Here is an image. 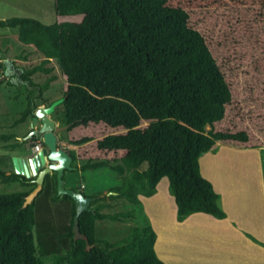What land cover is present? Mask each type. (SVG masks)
<instances>
[{"label":"trees","instance_id":"16d2710c","mask_svg":"<svg viewBox=\"0 0 264 264\" xmlns=\"http://www.w3.org/2000/svg\"><path fill=\"white\" fill-rule=\"evenodd\" d=\"M170 2L55 0L58 14H82V20L46 24L32 17L0 19V27L18 28L19 40L44 55L43 61L30 69L16 67L23 71L20 77L24 83L39 87L29 93L28 106L17 122L33 115L36 99L58 78L53 74L45 83H36L33 76L38 72L50 75L55 68L46 64L57 61L68 85L65 101L54 117L69 124L68 130L105 123L121 132L99 140L98 148L126 151L121 158L91 157L81 166L71 152L74 171H114L121 184L110 191L138 205L147 220L145 225L134 226L128 236L111 242L102 237L100 222H126L135 217L136 210L103 212L101 201L106 194L83 191L95 198L92 210L80 216L81 232L90 245L85 239L76 241L75 201L58 193L56 172L47 175L43 190L25 208L26 196L37 186L35 177L9 174L0 168V182L24 187L0 193V264H168L156 251L158 234L141 200V196H155L164 178L169 179L179 221L198 212L218 219L227 217L222 195L202 174L200 160L220 144L232 142L222 140L248 141L249 135L208 131V126L215 123L221 128L232 119L231 84L205 33L193 27V15L190 17L185 6ZM4 59H8L6 53L0 56V61ZM144 122L150 123L142 127ZM93 139L83 137L71 143L82 145ZM64 178L68 181L67 175ZM66 186L70 184L66 182ZM36 227L45 234L59 232V242L51 238L50 249L43 254H39Z\"/></svg>","mask_w":264,"mask_h":264},{"label":"rangeland","instance_id":"374dc122","mask_svg":"<svg viewBox=\"0 0 264 264\" xmlns=\"http://www.w3.org/2000/svg\"><path fill=\"white\" fill-rule=\"evenodd\" d=\"M170 3L175 6H185L190 13V17L193 15L192 17L195 18L193 27L198 30L201 29L205 33L208 45L213 50L226 80L234 90L232 91L233 114L230 121L232 127L226 126L222 130L229 132L235 129L238 132L241 128L254 126L255 124L257 126L255 127L257 129L255 133L258 135L260 130H264L262 129V127L264 128V0H171ZM15 16L36 18L46 24L79 22L83 18L82 14L66 16L58 14L55 8V0H0V19ZM0 31V56H4L6 53L8 60L17 59L16 64H18L20 58L23 59L24 56H27L29 62L22 63L23 65L20 68L23 69H30L43 61L44 56L34 46L26 45L19 40L18 28L0 27ZM8 60L0 61V80H2L0 82L1 154L6 153L7 150L13 154L15 148L12 145H17L20 142L14 134L25 135L29 130V121L24 124L18 123L17 120L21 118L27 108L28 95L32 91L30 88H33L21 80L20 76L23 71L12 69L7 62ZM46 66H53L55 69L50 75L43 72L36 73L33 78L34 81L45 83L51 75H56L59 79L51 82L49 88L45 91V96L51 100L63 97L68 85L66 77L62 74L57 61L53 60ZM5 76L6 78L3 80ZM233 85L236 87L237 92ZM37 89L34 88V90ZM29 118L31 119V117ZM29 118L27 120H30ZM149 123L144 122L142 127L148 126ZM207 129L215 132L222 131L216 125L208 126ZM69 131H66L67 134L70 133L77 138L99 137L109 133L110 128L105 123H90ZM9 134L13 135L10 139L3 137ZM254 139L257 144L263 143L262 140L259 141L257 136ZM7 144L10 148L5 147ZM96 148L94 143L92 147L81 149L80 152L83 154L82 156L77 154V163L82 165L91 157L102 158L107 155L109 157L115 155L111 153L107 155L105 153L99 154V150ZM221 149L219 145L214 152L217 153ZM88 150L89 156L85 154ZM233 154L230 153L231 156H234ZM203 164L207 173L210 167L207 157L204 159ZM145 167L146 165L142 166V169ZM254 175L258 177L257 174ZM75 180L80 189L87 194H106L101 201L104 205L103 212L112 214L120 211L136 210L135 217L126 222H116L110 219L100 222L99 231L102 237L115 242L128 236L134 226L147 224L146 216L138 205H134L126 197H119L117 191H110L111 188L121 184V179L117 177L114 171L107 168L89 169L81 174H76ZM82 184H85V187L81 188ZM23 189L24 187L19 183L7 184L0 182V193H10ZM141 200L151 224L157 234L163 238L162 244L158 248L155 247L156 251L168 258V264H185L181 263L179 259H172L170 234L173 232L172 230L177 229L175 222L178 216L177 210H175L177 208L176 200L169 189V179L164 178L160 182L158 193L155 196L151 198L141 196ZM59 202H55L53 205ZM162 205L166 208H163ZM56 232L45 234L40 228L36 227L35 235L39 254H43L50 249L49 240L51 238L59 240V232Z\"/></svg>","mask_w":264,"mask_h":264},{"label":"crops","instance_id":"0c3cea01","mask_svg":"<svg viewBox=\"0 0 264 264\" xmlns=\"http://www.w3.org/2000/svg\"><path fill=\"white\" fill-rule=\"evenodd\" d=\"M16 60L12 61L10 59L7 61L14 70L16 67H21L22 63L29 62L27 61V56H24L23 59L20 58L18 64L15 63ZM10 62H14L15 64ZM26 84L31 85L30 83ZM32 87L30 90L34 88L39 89L36 86ZM45 95L46 93L42 98L36 99L37 107L49 106L48 103L63 98L57 97L51 100ZM246 97L248 96L246 95ZM30 117V120L23 122L24 124H27L28 121L30 122L28 132L25 135L14 134L20 142L17 143L13 154L9 150L4 154L0 153V168L9 174L16 173L13 161L14 157L26 158L32 151H35L34 142L27 140L33 130V115ZM52 117L58 124L63 125L61 121L54 117V114ZM224 119L225 116L221 120ZM231 125L230 121H226L219 130H222L226 126L232 127ZM235 125L237 126V123ZM108 127L110 128L109 133L99 137H92L94 138L92 141L82 145L72 144L71 140L81 138L72 136L70 133L67 134V130L63 131L58 138L59 146L75 154L77 160V154L80 156L83 154L80 152L81 149L92 147L94 143L97 147L96 149L99 150H97L99 154H115L114 157L107 155L100 159L121 158L125 155V150H101L98 148L99 140L109 134L121 132L110 126ZM255 127L257 126L254 124V126L241 128L238 132L235 129L230 130L228 133L246 132L250 138L248 141L222 140L232 142L228 146L219 143L220 149L222 148L220 151L217 153L211 151L201 157L202 174L212 181L216 191L222 195L221 202L224 210L227 212V217L218 219L203 212L192 214L182 222L177 217L175 222L177 229L172 230L173 232L170 234L172 259H179L181 263L185 264H264V130H260L257 135ZM262 129L264 128L262 127ZM222 131L226 132L227 130ZM68 132L70 131L68 130ZM12 136L9 134L5 138L10 139ZM255 136L259 138V141L262 140L261 142L263 143H255ZM39 139L41 138L37 137L33 141H39ZM5 147L10 148L8 144ZM72 153L71 155L73 156ZM230 153H234V156H231ZM85 154L89 156V150ZM206 157L209 159L210 165L207 173L204 170L203 164ZM77 164L81 166V164ZM82 172L84 171L67 173V182L71 187H80L75 180V175ZM254 174H257L258 177ZM83 187H85V184L81 185V188ZM162 207L166 208L163 205ZM175 210H177L178 216V207ZM161 237L158 234L155 244L156 248L163 242V238ZM158 255L168 263L166 256L161 255L159 252Z\"/></svg>","mask_w":264,"mask_h":264},{"label":"water","instance_id":"95a60500","mask_svg":"<svg viewBox=\"0 0 264 264\" xmlns=\"http://www.w3.org/2000/svg\"><path fill=\"white\" fill-rule=\"evenodd\" d=\"M5 78L6 76L3 80ZM64 101L65 98L63 97L52 102L49 106L37 107L33 113V130L27 140H34L35 137H40L44 146L40 150L35 149L26 158L16 156L13 161L17 174L25 175L28 178L35 177L33 181L37 183L35 189L26 196L25 208L39 196L44 188L47 175L57 173L58 193L60 195H69L75 201L77 210L74 224L75 240L85 239L90 245L88 236L81 232L80 216L83 212L92 210L91 205L95 198L71 186H66L65 175L73 172L76 167L73 165L74 158L71 153L59 146L58 138L63 131L69 129L70 125H60L52 117L57 107L63 104Z\"/></svg>","mask_w":264,"mask_h":264},{"label":"built area","instance_id":"2783aa9c","mask_svg":"<svg viewBox=\"0 0 264 264\" xmlns=\"http://www.w3.org/2000/svg\"><path fill=\"white\" fill-rule=\"evenodd\" d=\"M43 146H44V144H43V140H42V139H39V141H36V142H35V146H34V148H35L36 150H40V149L43 148Z\"/></svg>","mask_w":264,"mask_h":264},{"label":"clouds","instance_id":"9594fccd","mask_svg":"<svg viewBox=\"0 0 264 264\" xmlns=\"http://www.w3.org/2000/svg\"><path fill=\"white\" fill-rule=\"evenodd\" d=\"M31 141L34 142V146H35V142H36V141H33V140H31Z\"/></svg>","mask_w":264,"mask_h":264},{"label":"bare ground","instance_id":"6f19581e","mask_svg":"<svg viewBox=\"0 0 264 264\" xmlns=\"http://www.w3.org/2000/svg\"><path fill=\"white\" fill-rule=\"evenodd\" d=\"M242 153V152H241Z\"/></svg>","mask_w":264,"mask_h":264}]
</instances>
